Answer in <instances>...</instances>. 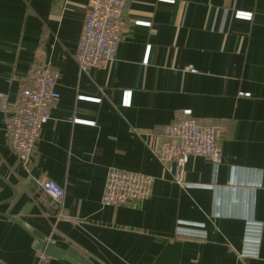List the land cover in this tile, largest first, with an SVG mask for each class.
<instances>
[{"label": "crops", "instance_id": "obj_1", "mask_svg": "<svg viewBox=\"0 0 264 264\" xmlns=\"http://www.w3.org/2000/svg\"><path fill=\"white\" fill-rule=\"evenodd\" d=\"M89 2L0 0V262L81 264L42 262L37 231L92 264H264V0H129L116 59L81 74ZM43 65L61 74L60 101L24 165L7 106ZM186 111L219 129L221 164L214 179L191 158L182 189L154 151ZM112 168L150 176V198L103 206Z\"/></svg>", "mask_w": 264, "mask_h": 264}, {"label": "built area", "instance_id": "obj_2", "mask_svg": "<svg viewBox=\"0 0 264 264\" xmlns=\"http://www.w3.org/2000/svg\"><path fill=\"white\" fill-rule=\"evenodd\" d=\"M129 0H90L84 18L74 60L81 74L92 69L105 70L116 59L118 47L124 39L127 23L124 11ZM236 18L251 20L252 14H236ZM61 79L59 70L51 65L36 67L29 86L23 87L6 120V136L17 158L28 165L32 160L41 130L52 117L60 101L57 91ZM239 96L250 97V94ZM131 94L125 92L124 105H129ZM98 101V100H97ZM185 118L170 124L167 138L154 155L174 182L187 188L185 168L191 158L209 160L213 166L214 179L221 164V141L217 127L205 126L186 111ZM41 190L54 202L65 201L63 188L49 180H41ZM152 178L146 174L112 168L102 196L103 206H127L141 203L151 196ZM40 260L48 258L40 254ZM0 264H2L0 262Z\"/></svg>", "mask_w": 264, "mask_h": 264}, {"label": "water", "instance_id": "obj_3", "mask_svg": "<svg viewBox=\"0 0 264 264\" xmlns=\"http://www.w3.org/2000/svg\"><path fill=\"white\" fill-rule=\"evenodd\" d=\"M33 235L37 240L35 250L38 253L45 255L46 257H49L51 259H58L61 256L65 255L73 258L81 264H92L85 256L80 254V252H78L74 248H69L68 250H60L59 248H57L55 243L48 241L47 238L41 233H38L36 231L33 232Z\"/></svg>", "mask_w": 264, "mask_h": 264}]
</instances>
